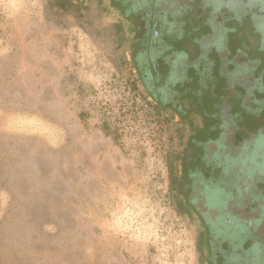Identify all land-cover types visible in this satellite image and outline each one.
Here are the masks:
<instances>
[{"label":"rangeland","instance_id":"obj_1","mask_svg":"<svg viewBox=\"0 0 264 264\" xmlns=\"http://www.w3.org/2000/svg\"><path fill=\"white\" fill-rule=\"evenodd\" d=\"M133 40L111 0H0V264H205Z\"/></svg>","mask_w":264,"mask_h":264},{"label":"flooded vegetation","instance_id":"obj_2","mask_svg":"<svg viewBox=\"0 0 264 264\" xmlns=\"http://www.w3.org/2000/svg\"><path fill=\"white\" fill-rule=\"evenodd\" d=\"M133 65L186 134L174 181L205 264H264V0H111Z\"/></svg>","mask_w":264,"mask_h":264},{"label":"trees","instance_id":"obj_3","mask_svg":"<svg viewBox=\"0 0 264 264\" xmlns=\"http://www.w3.org/2000/svg\"><path fill=\"white\" fill-rule=\"evenodd\" d=\"M65 6V5H64ZM64 9L66 8V6L65 7H63Z\"/></svg>","mask_w":264,"mask_h":264}]
</instances>
